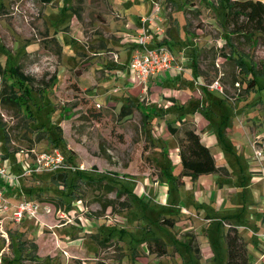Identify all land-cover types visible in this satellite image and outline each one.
Segmentation results:
<instances>
[{
  "label": "rangeland",
  "instance_id": "obj_1",
  "mask_svg": "<svg viewBox=\"0 0 264 264\" xmlns=\"http://www.w3.org/2000/svg\"><path fill=\"white\" fill-rule=\"evenodd\" d=\"M110 2L3 0L0 90L10 84L8 70L17 68L30 94L22 97L19 88L13 89L19 101L25 100L20 106L0 97V157L18 159L24 154L30 166L34 154L60 150L66 167L56 171L66 173L68 185L60 190L36 173L19 178L24 199L29 194V201L40 209L20 224L2 216L8 212L0 213V264H226L222 231L212 228L211 235L200 238L216 262L206 261L201 255L205 249L196 252L178 238L180 233L188 237L192 222L199 225L196 213L217 219L225 211L197 197L182 180L177 139L168 129L169 124L181 125L177 109L170 107L165 115L166 102H155L151 106L156 115L147 121L142 111L150 102L148 97L120 92L116 94L120 104L111 97L118 89L107 81L111 74L107 60L112 54L105 41L111 38L109 21L116 19ZM177 2L181 7L190 0ZM194 4L193 11H187L191 26L175 37L180 45L197 43L196 59L207 66L211 77L208 88L228 83L227 91L241 97L248 93L246 85L256 80L253 95L243 97L245 103L249 101L243 120L263 131L264 36L253 29L234 32L217 0H192L190 5ZM119 5L129 7L130 2L119 0ZM238 58L246 63L244 67ZM260 152L255 157L262 161L264 151ZM227 161L231 169L243 165L237 157ZM24 162L20 160L21 169L26 167ZM79 170L91 179L80 176L74 181ZM137 170L142 172L127 173ZM96 204L100 210L93 208ZM41 213L44 217L37 219ZM63 213L71 221L68 227L58 228L64 223ZM155 240L164 244L165 255H159Z\"/></svg>",
  "mask_w": 264,
  "mask_h": 264
},
{
  "label": "crops",
  "instance_id": "obj_2",
  "mask_svg": "<svg viewBox=\"0 0 264 264\" xmlns=\"http://www.w3.org/2000/svg\"><path fill=\"white\" fill-rule=\"evenodd\" d=\"M110 1L116 19L109 21L110 26H112L110 40L107 39L108 42H106L104 39L106 47L110 49L108 51L112 54L110 55L111 60H107V66L110 67L108 71L111 72L107 81L112 84L113 88L118 89V91L113 89L115 94L112 93L111 97L114 96L117 99L119 97L116 94L122 92L126 95L127 93L131 94L132 91L140 94V96L143 95L142 97H148L150 102H147L148 104L143 107L144 110L142 111L147 116V121L150 120L149 117L156 115V108L152 107L151 104L166 102L163 104L166 108L165 115H168L170 107H175L177 114H179V122L186 123L197 130L201 141L209 148L216 165L220 168L219 171L214 173L201 174L196 179L190 180V177L183 176L182 180L188 187L192 188L197 197L206 198L216 203V205L218 204L220 211H225L223 212L224 216L217 219L208 216L201 218L196 213L195 216L199 225L192 224V222L188 237L180 233L178 238L183 239L186 246L191 245V248L196 252L201 251L202 248L205 249L206 251L201 255L206 261L216 262L215 254L210 250L207 243L203 244L205 242L200 241V238L206 239L208 235H211L214 232L212 228L222 231L225 238L228 228L233 227L242 239L248 256V264H264V154L261 156L262 161L261 158L257 160L255 157V150L264 151V136H262L264 130L259 131L260 128L255 129L248 124L246 125L243 120L244 113L249 109V104L247 105L249 101L245 103L243 97L247 96L249 98L253 95L256 88L254 90L252 88L255 87L256 80L253 78L252 82L250 81L246 85L248 93L241 97L238 93L233 94V92L229 93L227 91L226 87H231L228 83L220 84L215 89L208 88L206 84H208L207 81L211 77L207 66L201 65L202 63H199L198 58L196 59L195 45L197 43L194 46L187 42L180 45L175 37L178 32L179 35L187 32V28L191 26L187 20L189 16L187 11H193V7H196L197 4L190 5L192 2L190 0V2L179 7L178 0H166L167 3L160 7L159 19L152 24L155 25L152 30L153 40L169 45L179 62L185 66L186 71L181 73L163 72L138 85L139 83L128 67L129 56L136 45V38L141 26L140 20L152 11L153 2L156 0H123L124 2H130L129 7L119 5V0ZM163 2L164 0H160V6ZM222 12L224 14V11ZM155 27H158V30ZM199 27L194 26L196 30H199ZM101 39L99 38V40ZM195 39L194 37L193 40L195 41ZM99 53H103V50H100ZM237 63L239 64V61ZM135 80L137 83L134 84ZM103 83L106 85V81ZM117 100L120 104L121 100ZM259 100H262V98H259ZM211 110L215 113L210 116ZM171 125L179 126L177 124ZM245 143L250 149L248 146H244ZM236 157L238 160L243 161V165L240 164L238 167L231 169V163L227 159H235ZM20 160L25 161L24 164L28 167L29 163L26 162L24 154H20L18 159H12L7 155L3 158L0 157V163L7 167L11 177L20 175L24 170L20 167ZM139 171H129L127 173L135 175ZM62 172L64 171H45L36 176L48 177L51 182L56 184L58 189L61 186H64L65 189V186L68 185L67 175L59 180ZM74 175L73 178L77 176V172ZM73 178L71 177L70 184ZM19 180L21 179L15 182L0 178V187L3 188L4 194L12 203L25 197L19 189ZM55 190L57 191V189ZM109 193H111L109 195L115 194L114 191V194H112V191H109ZM58 198L63 202L60 196ZM25 199H30L29 194ZM93 208L100 210L98 204ZM184 210H186V207H184ZM11 213H4L2 216L9 219ZM41 214L37 219L44 217ZM71 214L74 213L71 212ZM60 218H62V221L64 219V223L60 225L62 227H57H68L71 221L70 218L65 216L64 213L60 215ZM65 218H67V221H65ZM232 218H236V223L229 221ZM57 241L62 244L59 239ZM63 252L67 253L64 250ZM180 258L183 262V258Z\"/></svg>",
  "mask_w": 264,
  "mask_h": 264
},
{
  "label": "trees",
  "instance_id": "obj_3",
  "mask_svg": "<svg viewBox=\"0 0 264 264\" xmlns=\"http://www.w3.org/2000/svg\"><path fill=\"white\" fill-rule=\"evenodd\" d=\"M218 4L221 6L222 11H224L225 23L231 24L234 32L241 34L243 33L242 30H244L245 33V31L253 29L264 36L263 0H218ZM2 10H4V3L3 0H0V11ZM239 64L242 67L246 65L242 60L239 61ZM8 72L12 79L6 88L0 90V97L4 102L6 99H9L12 103L20 106L25 100L19 101V97L13 89L15 87L17 89L19 88L23 94L22 97L26 98H28L30 94V89L25 82V78L17 68H10ZM168 129L177 139L181 176H189L191 179H196L201 174L219 171L220 168L216 165L212 153L201 141L200 135L194 127L186 123H181L179 127L169 124ZM65 176V172L60 173L61 179ZM80 176L89 177V179H91L90 174L79 170L74 181L80 178ZM100 178L101 177H99V179ZM74 184L75 183L72 185ZM69 186H71L70 183ZM225 242L227 247V264H248V256L244 244L235 228H228L225 234ZM153 243L156 248L159 249V255L166 254V249L162 242L155 240Z\"/></svg>",
  "mask_w": 264,
  "mask_h": 264
},
{
  "label": "built area",
  "instance_id": "obj_4",
  "mask_svg": "<svg viewBox=\"0 0 264 264\" xmlns=\"http://www.w3.org/2000/svg\"><path fill=\"white\" fill-rule=\"evenodd\" d=\"M160 0L153 2L152 11L143 16L140 20V31L136 38L135 48L132 50L129 61V70L139 84L145 83L148 78L155 77L163 72H184L185 66L179 62L173 50L165 43H158L153 40V23L159 19ZM158 30V27H155ZM214 86L210 85L212 88ZM256 156H260V151H255ZM66 167L65 154L57 149L49 152H39L34 154L33 162L26 167L20 175L10 176L7 167L0 163V178L6 181H17L32 173L43 171H56ZM40 209V205L26 200H18L10 205L4 196L3 188L0 187V213L12 212L11 221L20 224L27 216L35 217ZM47 210V208H45Z\"/></svg>",
  "mask_w": 264,
  "mask_h": 264
}]
</instances>
